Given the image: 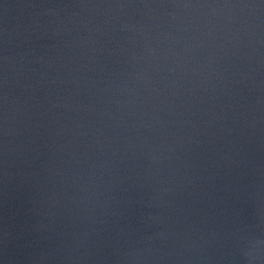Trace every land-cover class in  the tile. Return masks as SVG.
<instances>
[{
	"label": "water",
	"instance_id": "95a60500",
	"mask_svg": "<svg viewBox=\"0 0 264 264\" xmlns=\"http://www.w3.org/2000/svg\"><path fill=\"white\" fill-rule=\"evenodd\" d=\"M0 264H264V0H0Z\"/></svg>",
	"mask_w": 264,
	"mask_h": 264
}]
</instances>
